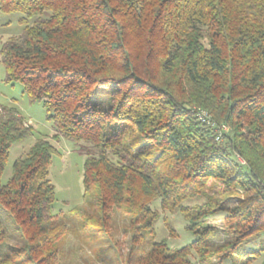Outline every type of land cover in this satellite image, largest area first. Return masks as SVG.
I'll use <instances>...</instances> for the list:
<instances>
[{
    "label": "trees",
    "instance_id": "1",
    "mask_svg": "<svg viewBox=\"0 0 264 264\" xmlns=\"http://www.w3.org/2000/svg\"><path fill=\"white\" fill-rule=\"evenodd\" d=\"M0 13L23 16L20 35L0 41L3 82L41 104L54 141L84 151L95 214L75 219L92 241L115 242L112 215L122 209L132 247L122 257L114 243L119 264H192V253L222 264L256 240L243 264L264 253V0H0ZM107 85L108 106L91 103ZM4 109L0 208L20 244L6 245L0 223V264H65L70 229L50 212L56 149L37 138L3 184L11 147L32 134ZM157 199L179 211L194 241H153ZM219 213L225 240L215 245L206 221Z\"/></svg>",
    "mask_w": 264,
    "mask_h": 264
},
{
    "label": "rangeland",
    "instance_id": "2",
    "mask_svg": "<svg viewBox=\"0 0 264 264\" xmlns=\"http://www.w3.org/2000/svg\"><path fill=\"white\" fill-rule=\"evenodd\" d=\"M23 16L16 14L0 13V41L3 42L10 37L19 36L22 25L19 23ZM32 21L28 20L30 24ZM1 45V43H0ZM4 70L0 63V109L1 114L5 107L14 116L23 120L25 126L32 128V134L22 142L15 143L9 152L6 168L3 173L2 183H6L11 175L13 162L26 154L37 138H45L51 142L56 152L51 155L49 164L48 180L54 187L55 201L50 212L53 215V222L64 220L69 227L68 234L62 243L64 250L63 260L65 264H119L115 259V248L119 249L122 257L128 254L131 245V233L128 231L127 216L121 210H114L111 221L112 236L115 242L108 243L92 241L87 229L78 224L75 219L76 213L85 215L95 214L93 206V195L85 194L83 188V170L85 154L79 145L66 139L54 141L51 136L52 124L45 119V114L41 104L30 103L22 93V88L18 83L8 85L3 82ZM112 86L107 85L97 88L91 103L107 107L110 102ZM204 113V112H203ZM202 114V113H200ZM201 118V117H200ZM202 119V118H201ZM205 120V119H202ZM223 128V127H222ZM222 131L227 132L224 127ZM209 182L208 185H210ZM201 199H194L184 205L193 206L201 203ZM236 202H232L234 204ZM152 210L158 214L157 220L153 223V241H165L169 248L176 249L190 244L195 237L186 231L187 222L183 219L178 210L167 211L160 208V201L157 199L150 205ZM224 214L219 213L207 219L206 224L214 226L218 230L215 238V245L221 244L225 240L222 231L225 229ZM82 216H80L81 218ZM0 223L2 230L7 233L6 245L15 247L20 244L15 232V225L6 211L0 208ZM148 243L143 241L140 247L134 249V253H140L141 247H147ZM254 245V246H252ZM258 241L247 245L233 257L225 260L222 264H243L250 256V252L258 251ZM256 256V255H255ZM192 264H199L194 253L190 256ZM264 253L251 261L250 264H262ZM216 264V260L212 263Z\"/></svg>",
    "mask_w": 264,
    "mask_h": 264
},
{
    "label": "built area",
    "instance_id": "3",
    "mask_svg": "<svg viewBox=\"0 0 264 264\" xmlns=\"http://www.w3.org/2000/svg\"><path fill=\"white\" fill-rule=\"evenodd\" d=\"M1 111H2V110L0 109V115H1ZM200 116H201L202 119H205V121H206L207 123L213 125V123H211V122L209 121V119H208V117H207V115H206L205 113H202ZM223 128H224V127H223ZM223 128H222V129H223Z\"/></svg>",
    "mask_w": 264,
    "mask_h": 264
}]
</instances>
